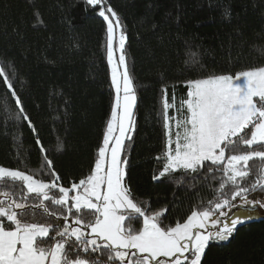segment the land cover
I'll return each instance as SVG.
<instances>
[{"label": "snow or ice", "instance_id": "6c2138e0", "mask_svg": "<svg viewBox=\"0 0 264 264\" xmlns=\"http://www.w3.org/2000/svg\"><path fill=\"white\" fill-rule=\"evenodd\" d=\"M85 3L107 22V63L115 90L111 116L93 166L79 178L62 177L39 139L44 156L39 169L0 164V264H202L212 242L228 241L237 225L264 209V66L188 79L179 104L162 86L157 119L164 143L152 179L167 178L197 191L210 187L215 193L166 224L168 208L152 209L128 183L127 142L135 130L137 97L125 31L107 0ZM186 63L199 66L196 54ZM14 78L15 65L0 64V80L18 108L8 119L27 121L35 131ZM233 208L231 219H221Z\"/></svg>", "mask_w": 264, "mask_h": 264}, {"label": "trees", "instance_id": "16d2710c", "mask_svg": "<svg viewBox=\"0 0 264 264\" xmlns=\"http://www.w3.org/2000/svg\"><path fill=\"white\" fill-rule=\"evenodd\" d=\"M107 3L127 37L126 61L137 97L135 130L127 142L128 183L152 209L167 207L164 222L174 223L215 193L152 179L164 143L157 119L161 88L168 87L171 99L186 94L188 79L264 66V0ZM106 27L98 8L85 0H0V64L15 65L14 88L35 127L8 119L18 108L0 80V164L39 169L44 159L39 139L62 177L88 173L115 100ZM192 53L199 66L186 63ZM202 264H264V218L239 225L228 241L212 242Z\"/></svg>", "mask_w": 264, "mask_h": 264}, {"label": "rangeland", "instance_id": "374dc122", "mask_svg": "<svg viewBox=\"0 0 264 264\" xmlns=\"http://www.w3.org/2000/svg\"><path fill=\"white\" fill-rule=\"evenodd\" d=\"M117 39L114 41V48L116 49V56H117V58H118V55H119V49H118V36H119V30H117ZM114 92H115V90H114ZM186 96V94L184 95V96H180V97H178V96H176L175 95V97H176V100H177V104H179V101L180 100H182L184 97ZM172 97V96H171ZM169 100L171 101V99L169 98ZM134 111V110H133ZM175 110L173 109V110H170V114H172V112H174ZM227 211H229V210H227ZM237 211V209H235V208H233V209H231V211L229 212V216L227 217V218H221V219H231V217H232V213H234V212H236ZM260 218H264V209H258L257 210V213L251 218V219H249V220H246L245 222H249V221H252V220H256V219H260ZM244 222V223H245ZM243 224V223H242ZM241 225V224H240ZM239 225H237V227H238Z\"/></svg>", "mask_w": 264, "mask_h": 264}]
</instances>
